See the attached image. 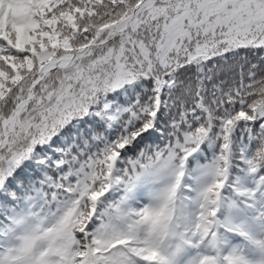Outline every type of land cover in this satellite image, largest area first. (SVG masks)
Here are the masks:
<instances>
[{
  "label": "snow or ice",
  "instance_id": "6c2138e0",
  "mask_svg": "<svg viewBox=\"0 0 264 264\" xmlns=\"http://www.w3.org/2000/svg\"><path fill=\"white\" fill-rule=\"evenodd\" d=\"M0 264H264V0H0Z\"/></svg>",
  "mask_w": 264,
  "mask_h": 264
},
{
  "label": "trees",
  "instance_id": "16d2710c",
  "mask_svg": "<svg viewBox=\"0 0 264 264\" xmlns=\"http://www.w3.org/2000/svg\"><path fill=\"white\" fill-rule=\"evenodd\" d=\"M243 55V54H242Z\"/></svg>",
  "mask_w": 264,
  "mask_h": 264
}]
</instances>
